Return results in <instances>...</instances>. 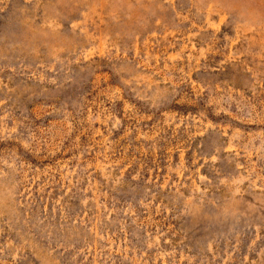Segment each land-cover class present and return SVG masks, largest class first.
<instances>
[{
    "label": "rangeland",
    "instance_id": "rangeland-1",
    "mask_svg": "<svg viewBox=\"0 0 264 264\" xmlns=\"http://www.w3.org/2000/svg\"><path fill=\"white\" fill-rule=\"evenodd\" d=\"M0 264H264V0H0Z\"/></svg>",
    "mask_w": 264,
    "mask_h": 264
}]
</instances>
